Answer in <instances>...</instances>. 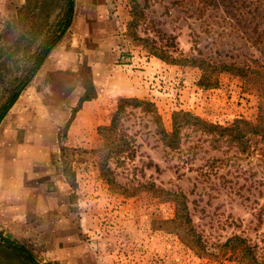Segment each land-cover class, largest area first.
Returning <instances> with one entry per match:
<instances>
[{"label": "rangeland", "instance_id": "1", "mask_svg": "<svg viewBox=\"0 0 264 264\" xmlns=\"http://www.w3.org/2000/svg\"><path fill=\"white\" fill-rule=\"evenodd\" d=\"M139 1L148 6L138 33L158 45L171 35L186 55L264 64V0ZM66 10V0H0V103ZM130 12V0H75L71 26L2 120L0 264H34L5 252L3 237L42 264H252L224 246L234 234L264 254L261 137L241 153L187 129L181 147L169 151L135 109L124 121L135 156L110 165L121 185L138 188L119 190L101 174L98 127L110 123L121 97L153 101L168 131L177 110L230 125L256 120L261 102L241 75L222 72L206 87L199 67L151 54L129 34ZM153 187L187 194L204 248L179 235L175 201Z\"/></svg>", "mask_w": 264, "mask_h": 264}, {"label": "trees", "instance_id": "2", "mask_svg": "<svg viewBox=\"0 0 264 264\" xmlns=\"http://www.w3.org/2000/svg\"><path fill=\"white\" fill-rule=\"evenodd\" d=\"M130 1L131 20L128 25V32L134 40L143 42L151 54L167 62L199 67L202 70L200 84L206 87L217 85L219 74L222 72L229 71L241 75L242 78L256 86L261 97V102L256 120L240 118L234 120L230 125L212 123L190 111L177 110L173 113L172 130L168 131L153 101L137 96L121 97L110 123L98 127L99 134L103 139L99 168L107 182L114 188H119V190L129 189L134 192L138 188L124 187L121 185V183L117 181L115 171L110 165V160L112 158L121 159V157L132 158L135 156V137L127 133L124 125V121L127 120V118L132 114L136 115L135 109L141 111L143 116H138L140 119L144 116H148L150 121L155 124V132L160 136L164 146L167 147L169 151L177 150L181 147L182 139L187 129H191L192 132L200 131L202 132L201 134L209 135L215 147H220L224 143L235 144L239 147L241 153H247L252 149L253 138L261 137L264 139V64L261 63L260 60L253 58L251 63L240 65L238 63L216 62L202 55L199 57L186 55L177 50L176 42L173 40L174 36L171 35L165 37V42L158 45L156 39L150 36H141L138 33L139 27L147 16V2L142 5L139 0ZM66 2L67 10L64 17L59 21V28L57 31L53 35H50L36 52L29 55V58L32 59V67L25 74L15 76L8 87L4 89L0 103V124L18 100L21 93L39 71L47 55L60 42L71 26L75 0H66ZM175 51H177V53H175ZM83 100L82 98L81 102ZM76 111L77 109H75L72 117H74ZM145 185L144 183L141 184V186ZM151 187L152 185H150V188ZM153 190L156 194L164 193L175 201L176 215L174 223L179 235L193 247L204 248L203 236L193 224V217L187 194L183 190H168L163 187H153ZM1 245L7 253L13 250L20 255V257L34 264H42L37 260L31 249L11 238L3 237V243H1ZM224 246L232 249V253L237 252L243 259L249 260L252 264H264V254H260L256 244H252L245 236L234 234L227 238Z\"/></svg>", "mask_w": 264, "mask_h": 264}]
</instances>
